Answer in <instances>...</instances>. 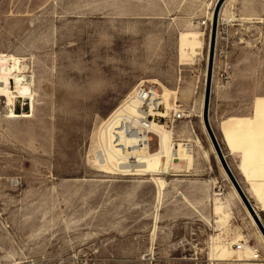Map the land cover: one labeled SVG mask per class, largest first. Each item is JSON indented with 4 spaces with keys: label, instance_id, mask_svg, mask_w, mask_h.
<instances>
[{
    "label": "rangeland",
    "instance_id": "1",
    "mask_svg": "<svg viewBox=\"0 0 264 264\" xmlns=\"http://www.w3.org/2000/svg\"><path fill=\"white\" fill-rule=\"evenodd\" d=\"M217 2L0 0V54L24 59L23 87L34 97V103L15 99L13 110L28 117L14 119L0 96V264H264L231 250L217 190L210 200L203 184L207 173L162 175L166 188L157 208L148 178L107 174L94 164L100 129L141 81L155 79L177 92L174 103L185 120L174 126L175 140L184 139V123L197 135ZM224 3L225 16L235 20L218 24L217 90L232 68L226 27L237 21V0ZM249 20L245 36L254 31L263 39L264 24ZM189 31L204 35L202 57L180 65L179 35ZM260 43L254 57L258 47L249 46L244 69L264 72ZM157 145L153 136L150 150ZM198 149L207 150L194 148V167Z\"/></svg>",
    "mask_w": 264,
    "mask_h": 264
},
{
    "label": "crops",
    "instance_id": "2",
    "mask_svg": "<svg viewBox=\"0 0 264 264\" xmlns=\"http://www.w3.org/2000/svg\"><path fill=\"white\" fill-rule=\"evenodd\" d=\"M260 2L263 1L237 0L235 6L237 21L226 27L230 35L226 52L232 68L228 73L227 82L218 90L211 89L208 120L229 168L264 226V113L259 111L260 105L264 108V97H261L264 96V72L243 68V63L250 58L249 53L246 52L250 50L249 46L258 47L259 44L261 45L260 42L264 43V38L260 40L256 33H253L254 31H251L252 36H245V30L251 26L247 23L249 19L264 18V11H261V6L259 7ZM257 24H264V22ZM258 50L259 47L252 53L253 57L258 55ZM199 121L196 122L198 133L195 136L187 130V123H184L181 128H185L184 139L187 136L192 139L197 137L207 149L197 150L196 158L199 161L196 162L194 170L208 174L209 178L203 184L209 190V199L211 200V191L216 183L225 188L222 200L225 208L233 211L232 216L225 221V239L227 242L231 241L230 247L233 253L242 255L243 251H236L235 245L247 244L258 253L259 261L263 263L264 239L235 196L219 163L216 164L217 161L214 160L213 153L210 151L208 136L205 135L202 123ZM194 203L195 206L198 205L196 199ZM212 206L210 207V227L213 228L216 220L212 215ZM212 220H214L213 225ZM217 231L216 234L219 235Z\"/></svg>",
    "mask_w": 264,
    "mask_h": 264
},
{
    "label": "bare ground",
    "instance_id": "3",
    "mask_svg": "<svg viewBox=\"0 0 264 264\" xmlns=\"http://www.w3.org/2000/svg\"><path fill=\"white\" fill-rule=\"evenodd\" d=\"M224 5L225 3L220 9V13L218 17L219 25L221 24L227 25L228 23L235 20V17L232 14L228 15L230 17L232 16V19H230V17L225 16V12L222 11ZM210 17H209L210 21L211 20L213 21L214 15H213V18H212V14ZM219 19H221V21H219ZM262 22H264V18H259V20L257 21V23H262ZM218 35H219V26L217 30V37H216V44H215L216 52L214 54V60H215V57H217V44L219 40ZM203 36L204 35L201 32H195V31L180 33L179 39H178V54H179L178 64L180 65L194 64L195 62H199L201 60L202 48H203V40H202ZM208 60H209V50H208L207 65H208ZM23 61L24 59L20 57L0 54V96L6 97L8 101V105L10 107V111L8 115L9 118L15 119V118L28 117L27 114H17L13 110L15 99L17 97L24 98V99H30L32 103H34L33 95L27 92L26 87H25L26 89L23 87V82H25V75H24L25 72L23 70L25 69L24 66H27V65H23ZM214 66H215V63L213 61V71H212V78H211L212 81H213L214 71H215ZM226 67L228 66L226 65ZM204 79L206 83L207 69H206V78ZM12 82L14 83V87L12 86L13 85ZM158 84L162 86L163 91H162V88ZM8 85H9V88H8ZM145 85H148V87L150 88L152 99L156 101L154 103L161 104L163 106L165 110V114H164L165 116H169L170 113H172L173 111H175L176 113L178 111L182 112L180 110V107L174 103L176 93H177L176 91L168 89L166 86H164L158 80H155V79L150 80V81L138 82L133 87L131 92L127 95L126 99L122 103L123 105H121L120 108L114 110V112L105 121L102 128L100 129V132H99L100 148L98 151H96V157H95L94 164H96L100 168V170H102V172L106 171L107 174L120 175L122 177L139 176L143 178H148L155 186V189H156L155 199H156L157 208H158L159 204L162 201L164 190L166 188V181L164 180L162 175L178 176L182 174L195 172L194 170L195 169L194 168V163H195L194 148L195 147L201 148L202 145H201L200 140L197 137H195V139H192L187 136V138L185 139L181 138V140H175L176 138H174L173 128L166 129L164 128L165 126L163 125L157 124L155 122H151L148 126V133L152 134V137L155 136L157 138V144H158L157 148L154 151H151L150 142L145 141V139L148 140L147 138L148 135H145L144 131H143V135L141 136V138H138L137 136L129 137L123 133V131L121 130L122 127L120 126V124L119 126H117L116 125L117 122L113 123V118L114 117L117 118L120 115H125V116L133 115L136 117L143 115L139 109L141 103L138 99H136L135 93L139 87H142ZM203 106H204V95L202 96L201 107L199 108L200 111H199L198 117L200 118L204 131L207 134V131L203 124ZM260 107L261 105L259 106V111H261L263 114L264 108L263 107L260 108ZM187 117H189V115H187ZM113 125H116V126H113ZM139 131L142 132L140 126H139ZM148 137H150V135ZM152 137H150L151 141H152ZM208 139H209V136H208ZM209 142H210V149L212 153L214 154L217 160V163H219V160L217 158V155L214 151V148H213V145L211 144L210 139H209ZM224 175L225 177H227L226 174ZM226 179L230 183L228 177ZM215 187L216 185L214 186V189ZM232 189L234 191L235 196L240 201L239 195L237 191L233 188V186H232ZM214 197L217 201L215 203V205L217 206L216 209L218 212H220L221 219H223L222 221H224V219H227L229 217V214L223 213L222 209H224L225 207L220 206V204L223 203L222 202L223 195L219 196L214 191ZM248 216L250 218V221L255 225L249 213H248ZM220 223H221V220H220ZM259 233L261 234L260 231ZM217 238L219 239V237ZM221 240L223 239H220V241ZM237 245H239V249L237 248ZM235 250L246 252V254L247 252H249V254L251 255L250 260L252 262H260L258 253H256V251H253L249 246L245 244L243 245L236 244Z\"/></svg>",
    "mask_w": 264,
    "mask_h": 264
},
{
    "label": "built area",
    "instance_id": "4",
    "mask_svg": "<svg viewBox=\"0 0 264 264\" xmlns=\"http://www.w3.org/2000/svg\"><path fill=\"white\" fill-rule=\"evenodd\" d=\"M135 97L141 103L139 109L143 115H140L139 117L133 115H129V116L120 115L117 118L115 117L113 118V123L117 122L116 124L117 126H119L120 124L123 133L129 137L137 136L138 138H141V136L143 135V131L145 135L148 136L150 135V137H152V134L148 133V126L151 122H155L157 124L163 125L167 129L169 128L172 129L177 123L185 120L184 114L180 111H178L177 113L173 111L172 113H170L169 116H165L164 115L165 110L163 106L161 104L154 103L156 101L152 99V94L148 85L139 87L135 93ZM139 126L142 132L139 131ZM148 136H147L148 140L145 139V141L151 143L152 141ZM176 138H178V136ZM215 189L217 190L216 193L219 196L223 195V192L221 191L222 189L221 185L217 184ZM237 248L239 249V245H237Z\"/></svg>",
    "mask_w": 264,
    "mask_h": 264
},
{
    "label": "water",
    "instance_id": "5",
    "mask_svg": "<svg viewBox=\"0 0 264 264\" xmlns=\"http://www.w3.org/2000/svg\"><path fill=\"white\" fill-rule=\"evenodd\" d=\"M226 0H218L217 7L214 14V19L211 26V32H210V43H209V60L207 65V79L205 83V90H204V106H203V124L205 126V129L207 131V134L209 136V139L211 141V144L213 145L214 151L217 155V158L219 160L220 166L222 170L227 175L231 185L233 188L237 191L241 204L245 208V210L249 213V215L252 217L255 225L261 232L263 238H264V226L258 217L257 213L255 212L254 208L252 207L249 199L247 198L246 194L244 193L242 187L236 180L235 176L233 175L231 169L229 168L224 155L222 153V150L219 146V143L217 142V139L212 131L211 125L208 120V110H209V98L210 93L212 89V71H213V61H214V54H215V44H216V37H217V30H218V20H217V14L219 7L225 2Z\"/></svg>",
    "mask_w": 264,
    "mask_h": 264
}]
</instances>
